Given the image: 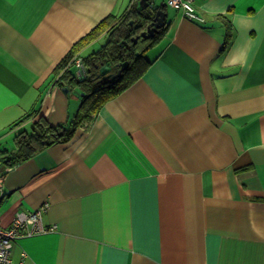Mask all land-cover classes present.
<instances>
[{
  "label": "crops",
  "instance_id": "crops-1",
  "mask_svg": "<svg viewBox=\"0 0 264 264\" xmlns=\"http://www.w3.org/2000/svg\"><path fill=\"white\" fill-rule=\"evenodd\" d=\"M136 1L0 0V149L38 120L76 123L3 171L0 226L42 207L56 225L17 239L12 258L264 264V0H191L202 21L151 0L169 24L146 70L87 118L85 91L54 70Z\"/></svg>",
  "mask_w": 264,
  "mask_h": 264
},
{
  "label": "trees",
  "instance_id": "trees-1",
  "mask_svg": "<svg viewBox=\"0 0 264 264\" xmlns=\"http://www.w3.org/2000/svg\"><path fill=\"white\" fill-rule=\"evenodd\" d=\"M166 4L158 7L149 4L147 8L141 9L139 0H137L136 4L122 14L106 17L89 33L76 41L57 65L54 70L56 83L69 86L68 83L75 82L85 91L82 94L83 102L81 105L84 116L91 117V114L97 112L108 98L128 88L146 70L148 62L137 66L134 56L139 47L143 50H149L154 46L166 32L169 22L166 21L165 25L154 35H149L148 39L141 36L140 40L134 41V37L151 26L157 10L165 9ZM103 35H106V42L98 50L89 55L85 54L86 47ZM78 57L82 58L85 63L86 77L79 78L76 75L74 62ZM126 61L129 63L128 66L116 78H103L104 76L100 74L102 65L111 62L116 68H121ZM126 75L128 76L125 77ZM94 94L105 95L98 106L91 104ZM30 115L34 116L35 113L26 115L14 126L28 119ZM36 125L38 129L33 132L22 131L15 136L17 144L15 149L11 150L6 147L0 149V172L3 173L6 167L28 159L38 150L56 141L69 138L74 133L76 123L51 125L46 120H38Z\"/></svg>",
  "mask_w": 264,
  "mask_h": 264
},
{
  "label": "built area",
  "instance_id": "built-area-1",
  "mask_svg": "<svg viewBox=\"0 0 264 264\" xmlns=\"http://www.w3.org/2000/svg\"><path fill=\"white\" fill-rule=\"evenodd\" d=\"M169 6L183 9L186 16L191 19L202 21L191 0H166ZM76 75L79 78L86 77L87 68L82 58H76ZM4 173L0 172V201ZM56 225L46 226L43 221V207L35 211L18 213L10 226H0V264H24L23 261L17 262L12 258V249L15 241L22 236H31L38 233H45L55 230Z\"/></svg>",
  "mask_w": 264,
  "mask_h": 264
},
{
  "label": "water",
  "instance_id": "water-1",
  "mask_svg": "<svg viewBox=\"0 0 264 264\" xmlns=\"http://www.w3.org/2000/svg\"><path fill=\"white\" fill-rule=\"evenodd\" d=\"M150 1L151 0H140V8L141 9L147 8L150 4ZM166 16H167V13L162 8L158 9L151 26H149L147 30L143 31L140 35H137L136 37H134V41H137L138 38L141 36L144 38H147L150 34L152 35V33L154 32L153 30H158L160 27L165 25ZM128 64H129L128 61H126L122 64L121 68L119 69L117 73L106 75L112 68V63L108 62L100 67V73L104 75L103 78H107V77L116 78L123 72V70L128 66ZM63 91L68 92L69 89L67 87H63Z\"/></svg>",
  "mask_w": 264,
  "mask_h": 264
},
{
  "label": "rangeland",
  "instance_id": "rangeland-1",
  "mask_svg": "<svg viewBox=\"0 0 264 264\" xmlns=\"http://www.w3.org/2000/svg\"><path fill=\"white\" fill-rule=\"evenodd\" d=\"M162 2V0H159V4ZM144 47V44L142 45ZM148 50H143L141 47L138 48L137 52H136V55L134 56L135 57V62L137 64V66H141V64H144L147 62L148 58ZM132 74V73H131ZM128 75H126L125 77H127ZM105 97L104 94H100V95H97V94H94L93 95V98H92V102L91 104L94 105V106H98L101 102V100ZM11 139V138H10ZM13 140V139H12ZM10 140V143L8 146H13V141Z\"/></svg>",
  "mask_w": 264,
  "mask_h": 264
},
{
  "label": "flooded vegetation",
  "instance_id": "flooded-vegetation-1",
  "mask_svg": "<svg viewBox=\"0 0 264 264\" xmlns=\"http://www.w3.org/2000/svg\"><path fill=\"white\" fill-rule=\"evenodd\" d=\"M152 23H153V22H152ZM160 28H161V27H160ZM160 28H159V29H160ZM159 29H158V30H159ZM158 30H153L154 32L152 33V35H154L155 32H157ZM137 35H139V34H137ZM150 35H151V34H150ZM149 37H150V36H148L146 39H148ZM140 38H142V37H139L138 40H140ZM138 40H137V41H138ZM119 69H120V67H119V68H116V66H113V65H112L111 70H110L106 75H108V74H109V75H110V74H115V73H117V72L119 71ZM100 74H101V73H100ZM101 75H102V74H101ZM102 76H104V75H102ZM108 79H109V78H108Z\"/></svg>",
  "mask_w": 264,
  "mask_h": 264
}]
</instances>
